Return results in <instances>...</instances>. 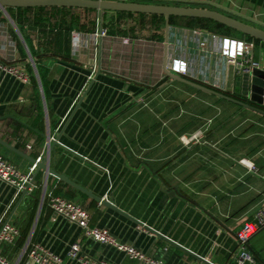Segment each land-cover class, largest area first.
Listing matches in <instances>:
<instances>
[{
	"label": "crops",
	"instance_id": "0c3cea01",
	"mask_svg": "<svg viewBox=\"0 0 264 264\" xmlns=\"http://www.w3.org/2000/svg\"><path fill=\"white\" fill-rule=\"evenodd\" d=\"M188 1L212 2L264 22V0ZM143 20L105 12L103 26L116 32L101 36L98 10L0 8V55L31 78L24 83L0 69V138L36 159L48 156L58 173L197 255L214 264H235L237 232L264 207V115L169 82L163 69L165 36L159 41L152 28V38L130 29ZM214 35L234 38L172 27L171 68L186 61L187 77L236 97L242 91L240 71L219 52ZM263 57L264 42L257 41L254 58ZM199 131L188 144L180 140ZM49 134L66 149L57 145L50 152L44 137ZM0 153L24 172L34 165L1 144ZM37 170L32 193L17 194L0 181V218L21 229L18 243L5 249L11 264H21L31 243L62 255L64 264H81L67 257L75 242L86 257L146 264L85 237L77 225L54 214L50 196L81 204L92 225L109 229L156 264H205ZM250 244L254 264H264V227Z\"/></svg>",
	"mask_w": 264,
	"mask_h": 264
},
{
	"label": "built area",
	"instance_id": "2783aa9c",
	"mask_svg": "<svg viewBox=\"0 0 264 264\" xmlns=\"http://www.w3.org/2000/svg\"><path fill=\"white\" fill-rule=\"evenodd\" d=\"M99 34L104 36L106 30ZM75 37H77V33H75ZM214 38L218 40L219 52L229 64L236 66L238 71H251L256 68H264V57L260 60L254 58L255 40L218 37L217 35H214ZM129 41V38L124 39L125 43H129ZM0 69L17 77L24 83H30L31 81L30 75L25 69L7 63L1 55ZM172 70L186 76L188 72L187 62L183 61L180 63L175 61ZM202 133L203 131H199V134H195L192 137L184 135L180 137V140L184 144H188L197 139ZM29 148H31L30 145ZM251 166L253 165L251 164ZM36 167V164H34L28 172H24L0 153V181L13 187L17 191V194L23 193L26 190L28 193H32L37 189L38 186L34 178ZM48 206L58 217L77 225L85 237L104 245L113 246L125 253L132 260L141 261L146 264H156V261L143 251L131 244L120 241L109 229L92 225L91 213L76 201L62 196H50ZM263 227L264 207L254 215L252 220H247L237 232L236 237L239 242V252L234 259L235 264H254L256 262V256L251 249L250 242L253 236ZM20 238V227L16 223L0 218V264H11L5 254V249L15 246ZM81 248L80 243H73L68 249L67 257L77 260L81 264H118L106 259L86 257L82 254ZM24 257L25 260L23 259ZM20 260L21 264H64L65 258L40 243H31L25 247Z\"/></svg>",
	"mask_w": 264,
	"mask_h": 264
},
{
	"label": "water",
	"instance_id": "95a60500",
	"mask_svg": "<svg viewBox=\"0 0 264 264\" xmlns=\"http://www.w3.org/2000/svg\"><path fill=\"white\" fill-rule=\"evenodd\" d=\"M7 7L15 8H28V7H69V8H82V9H94L100 12V28L99 33L104 31L103 20L104 13L108 11L113 12H131V13H146V14H158L165 16V57H164V73L165 77L169 79V82H180L184 83L198 91L206 92L216 97L226 99L234 102L246 109L253 110L257 113L264 115V68H256L251 71H241L239 73V80L242 87V91L239 92L236 97L227 95L221 91H218L204 83L196 81L185 75L178 74L173 71L169 61L168 47L171 35V17H194V18H205L211 19L225 26H228L236 31H239L245 35L252 37L254 40L264 42V22H261L255 18L246 16L244 14L235 12L231 9L225 8L221 5L204 2V1H188V0H0V8L6 9ZM47 139V146L49 151L54 146H62L58 139L52 138V136L44 135ZM0 144L15 151L28 159L31 164H36L38 170L46 172L47 178L52 175L58 179L68 183L75 187L82 193L102 202L108 207L118 211L126 217L133 220L140 226L145 227L158 237L164 239L168 243L182 249L189 255L195 257L205 264H214L211 261L197 255L193 251L183 247L176 241L172 240L168 236L161 232L149 227L142 221L134 218L127 212L117 207L112 201L105 200L102 197L95 195L91 190L78 184L76 181L71 180L68 176L58 173L55 169L50 166V158L47 156L41 160L36 159L28 155L27 153L19 150L14 145L4 141L0 138ZM66 149V147L62 146ZM83 158V157H81ZM84 159V158H83ZM87 160V159H85ZM88 162L94 164L92 161ZM35 178V174H34ZM27 194L28 191H24ZM175 194V193H173Z\"/></svg>",
	"mask_w": 264,
	"mask_h": 264
},
{
	"label": "trees",
	"instance_id": "16d2710c",
	"mask_svg": "<svg viewBox=\"0 0 264 264\" xmlns=\"http://www.w3.org/2000/svg\"><path fill=\"white\" fill-rule=\"evenodd\" d=\"M64 9H66V7H64ZM117 14H118V17L135 16L136 15V16L142 17L143 19L147 18V17L150 18V20H151V22H150L151 28L155 32H158L157 35H155V37L159 41H163L164 40V28H165V16L164 15L146 14V13H131V12H117ZM170 22H171V26L172 27L180 26V27H185V28H189V29H195V28L199 27L200 29H205V30L210 31L209 29L211 28V26L212 25H216L219 28H224V29L229 30V31H236V30H234V29H232V28H230L228 26H225V25H223L221 23H218V22H216L214 20L205 19V18L172 16ZM139 26L131 25L130 29L132 31L138 32V31L144 30V26H146V25L141 23V24H139ZM104 30H106V33H115L116 32L115 30L106 29V26H104ZM217 34H220V33H217ZM241 34H242L243 37H246L248 40H254L252 37H250L248 35H245L243 33H241ZM148 37L152 38V36H148ZM257 41H259V40H255V42H257ZM205 85H207V84H205Z\"/></svg>",
	"mask_w": 264,
	"mask_h": 264
},
{
	"label": "rangeland",
	"instance_id": "374dc122",
	"mask_svg": "<svg viewBox=\"0 0 264 264\" xmlns=\"http://www.w3.org/2000/svg\"><path fill=\"white\" fill-rule=\"evenodd\" d=\"M150 18H144V20L143 21H140V23L139 24H141V23H143L144 25L145 24H147L146 26H144V30H142V31H138V34L139 35H141V36H148V35H150L152 32H151V25H150ZM140 27V26H139ZM199 28V27H198ZM197 29V28H196ZM200 29V28H199ZM192 30H194V29H192ZM210 31H212V32H216V33H220V35H222L223 34V36H224V34L226 35V36H230V37H234V38H236V39H242L243 38V36H242V34H241V32H239V31H229V30H226V29H224V28H219L218 26H216V25H212L211 26V28L209 29ZM226 31V32H225ZM247 39V38H246Z\"/></svg>",
	"mask_w": 264,
	"mask_h": 264
}]
</instances>
